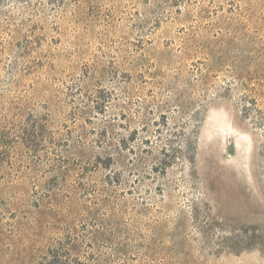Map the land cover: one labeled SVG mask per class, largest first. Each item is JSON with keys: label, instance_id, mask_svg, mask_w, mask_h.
I'll return each mask as SVG.
<instances>
[{"label": "rangeland", "instance_id": "rangeland-1", "mask_svg": "<svg viewBox=\"0 0 264 264\" xmlns=\"http://www.w3.org/2000/svg\"><path fill=\"white\" fill-rule=\"evenodd\" d=\"M0 264H264V0H0Z\"/></svg>", "mask_w": 264, "mask_h": 264}]
</instances>
